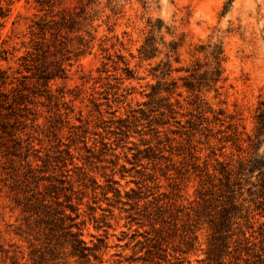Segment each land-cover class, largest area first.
Segmentation results:
<instances>
[{
	"label": "rangeland",
	"instance_id": "rangeland-1",
	"mask_svg": "<svg viewBox=\"0 0 264 264\" xmlns=\"http://www.w3.org/2000/svg\"><path fill=\"white\" fill-rule=\"evenodd\" d=\"M150 37L155 57L143 60ZM174 39L173 68L190 72L173 70L159 85ZM213 42L225 80L200 87L202 96L252 134L264 101V0H0V264H82L65 237L23 211L41 194L63 206L71 196L103 264H264L260 209L254 227L243 222L250 245L207 259L216 211L199 206L197 189L217 159L236 170L250 156L230 118L221 126L183 87L209 61L199 46ZM247 186L240 200L257 197L259 186L252 196Z\"/></svg>",
	"mask_w": 264,
	"mask_h": 264
},
{
	"label": "trees",
	"instance_id": "trees-1",
	"mask_svg": "<svg viewBox=\"0 0 264 264\" xmlns=\"http://www.w3.org/2000/svg\"><path fill=\"white\" fill-rule=\"evenodd\" d=\"M67 20L71 23L78 22L77 19L72 16H69ZM153 39L152 37L147 38L146 43L141 49V58L143 60H149L155 57L153 53L155 47L153 41H151ZM180 44L181 43L175 39L169 42V51L166 54L168 60L164 62L166 68L165 72H162V80H158L159 85H161V81H163L164 84L167 83L173 70L180 72L185 70L186 72H190L189 69L180 67L173 68V57L175 59L174 61L177 63L181 60ZM199 48V51L205 52L209 61L203 66L197 62L196 67L191 71V77L194 78V82L190 81L184 83L183 87L193 95L200 111H210L213 113L214 120L220 123L221 126L226 123V120L222 119V117H229L230 120L227 121V128L233 131L232 134L235 138V143L238 145L237 147L243 151L250 150L248 152L250 156L245 162H240L236 170L225 162L217 159L219 167L214 166L215 171L213 173L207 172V178L200 185V188L197 189L198 198L200 200L199 206L201 208H207L213 205L214 211H216L214 213H208L211 233L209 234V247L206 252L207 259L210 261H220L225 255H228V249L233 242L240 241L245 242L247 245L251 244V240L243 228V222H245L246 225L250 224L248 227H254L252 220L255 218L254 211L256 209H260L259 213L262 214L261 216H264V156L260 153V149L262 145H264V101H261L257 106L252 134L238 130L239 126L237 121H234L235 116H226L225 111L221 108L215 111L208 106L207 101L202 96L200 87L205 86L218 90L219 87L217 85L225 80L223 68L225 55L220 42L209 43L206 46L200 45ZM162 63V61H159L156 66L159 68ZM154 68L157 69L156 67ZM58 70L62 72V77H66V69L63 66H60ZM7 77L8 76L5 74L1 75L0 80L2 84H5ZM170 84L174 86L166 87L163 91L168 93V96L165 97L168 100H170L179 87L174 79L170 81ZM178 94L182 96V94ZM17 104L21 105V103ZM244 134L246 137L242 138ZM240 141L248 143V147L243 149ZM29 164L31 165V163ZM254 176L257 177L258 182L251 181V178ZM38 183L37 188H40ZM244 186H247L246 191L250 196L259 192L257 197H253L250 201L246 198L240 200L243 196ZM258 186L259 191L257 192ZM44 188L47 190L48 187L44 185ZM68 200L69 202L67 205L63 206L59 197L49 199L47 194H41L35 201L29 198L28 202L22 203V207L24 212H29L32 216L36 217V220L43 221L45 226L42 228L44 231L48 230L53 235L65 237V242L71 248L70 253L73 257L78 258L82 264H98L97 262L103 264L102 258L98 254L101 246L96 244L89 245L87 240L83 237V231L79 227L80 224L77 221L80 217L79 208L74 206L71 196H68ZM251 202L255 203L257 207L252 208ZM17 204L20 205L21 203ZM68 210H71V212H68ZM195 216L200 215L196 213ZM188 217V220H190L191 216L189 214ZM188 230H190L193 235L192 239L194 243L198 242L199 236L196 229L192 231V227H189ZM234 235H236L237 238L233 240ZM236 249L238 250V247H236ZM92 257L95 261L92 260ZM236 258L237 260L240 259L238 255ZM38 264H41V262L38 261Z\"/></svg>",
	"mask_w": 264,
	"mask_h": 264
}]
</instances>
